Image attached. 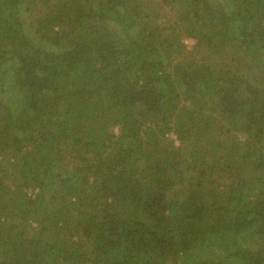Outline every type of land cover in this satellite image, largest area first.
I'll return each instance as SVG.
<instances>
[{
	"label": "trees",
	"instance_id": "1",
	"mask_svg": "<svg viewBox=\"0 0 264 264\" xmlns=\"http://www.w3.org/2000/svg\"><path fill=\"white\" fill-rule=\"evenodd\" d=\"M0 264H264V0H0Z\"/></svg>",
	"mask_w": 264,
	"mask_h": 264
},
{
	"label": "rangeland",
	"instance_id": "2",
	"mask_svg": "<svg viewBox=\"0 0 264 264\" xmlns=\"http://www.w3.org/2000/svg\"><path fill=\"white\" fill-rule=\"evenodd\" d=\"M184 42L186 43L187 49H190V47H191L192 44L194 43V41H193L192 39H190V38L185 39ZM115 131H116V129H115ZM177 143H178V142H176V144H177Z\"/></svg>",
	"mask_w": 264,
	"mask_h": 264
}]
</instances>
